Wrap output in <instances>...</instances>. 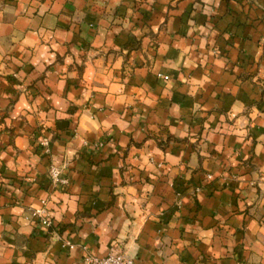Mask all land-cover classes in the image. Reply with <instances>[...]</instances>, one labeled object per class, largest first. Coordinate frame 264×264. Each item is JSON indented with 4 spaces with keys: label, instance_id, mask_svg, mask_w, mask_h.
<instances>
[{
    "label": "crops",
    "instance_id": "obj_1",
    "mask_svg": "<svg viewBox=\"0 0 264 264\" xmlns=\"http://www.w3.org/2000/svg\"><path fill=\"white\" fill-rule=\"evenodd\" d=\"M112 251L264 264V0H0V264Z\"/></svg>",
    "mask_w": 264,
    "mask_h": 264
},
{
    "label": "built area",
    "instance_id": "obj_2",
    "mask_svg": "<svg viewBox=\"0 0 264 264\" xmlns=\"http://www.w3.org/2000/svg\"><path fill=\"white\" fill-rule=\"evenodd\" d=\"M165 79H168V76H164ZM42 145L46 147L48 150L49 147V139L45 137L42 142ZM49 177L51 179L52 184L55 187L58 188H66L69 185V177L65 174L63 167L51 164L49 168ZM209 178H211V175H209ZM197 190L200 188L197 187ZM45 205V201H43ZM33 217L39 220L43 225L46 227H52L53 222L52 219L46 210V207L43 206L39 209H35L33 212ZM70 247H73L70 245ZM86 264H135V260L133 257H131L129 254L123 251H112L108 253L107 255L101 257V256H95V255H89L85 258Z\"/></svg>",
    "mask_w": 264,
    "mask_h": 264
},
{
    "label": "trees",
    "instance_id": "obj_3",
    "mask_svg": "<svg viewBox=\"0 0 264 264\" xmlns=\"http://www.w3.org/2000/svg\"><path fill=\"white\" fill-rule=\"evenodd\" d=\"M170 137H168V139H169ZM161 142H162V140H161Z\"/></svg>",
    "mask_w": 264,
    "mask_h": 264
}]
</instances>
